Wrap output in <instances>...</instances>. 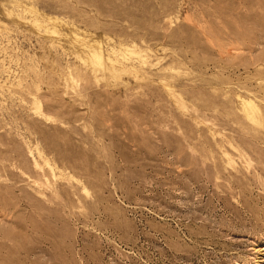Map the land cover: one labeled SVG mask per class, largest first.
<instances>
[{"label": "rangeland", "instance_id": "374dc122", "mask_svg": "<svg viewBox=\"0 0 264 264\" xmlns=\"http://www.w3.org/2000/svg\"><path fill=\"white\" fill-rule=\"evenodd\" d=\"M0 264H264V0H0Z\"/></svg>", "mask_w": 264, "mask_h": 264}, {"label": "bare ground", "instance_id": "6f19581e", "mask_svg": "<svg viewBox=\"0 0 264 264\" xmlns=\"http://www.w3.org/2000/svg\"><path fill=\"white\" fill-rule=\"evenodd\" d=\"M96 58V57H95Z\"/></svg>", "mask_w": 264, "mask_h": 264}]
</instances>
